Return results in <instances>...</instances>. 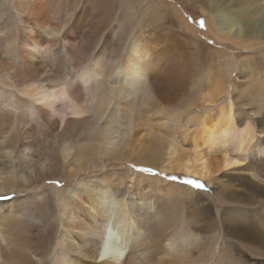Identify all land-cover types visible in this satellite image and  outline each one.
<instances>
[{"label":"bare ground","instance_id":"6f19581e","mask_svg":"<svg viewBox=\"0 0 264 264\" xmlns=\"http://www.w3.org/2000/svg\"><path fill=\"white\" fill-rule=\"evenodd\" d=\"M107 1L0 0V264H184L165 260L176 248L193 264H264V0H194L214 71L165 0H116L114 14ZM115 164L206 181L220 208L165 237L162 201L185 188L131 172L122 195L99 174ZM90 173L53 212L27 210L54 194L45 181Z\"/></svg>","mask_w":264,"mask_h":264},{"label":"rangeland","instance_id":"374dc122","mask_svg":"<svg viewBox=\"0 0 264 264\" xmlns=\"http://www.w3.org/2000/svg\"><path fill=\"white\" fill-rule=\"evenodd\" d=\"M107 6L108 8L106 10H109L110 7V11L112 14L117 13L121 8H119V3L116 0H108L107 1ZM165 2L170 6H172L173 8H175V10H177V12L182 13V15L187 18V20L189 21V23L191 24V26L194 29V32L196 33V40L198 41V43L200 45H202L201 47H199L198 49L200 50L201 48H205L206 51H210L209 52H205L204 50L203 53L201 52V55L199 56V61L201 62V70L202 71H214L217 66H214L213 60L212 58L208 61L203 60L202 59L207 56L209 54L214 55L215 58V54L212 50H214V47H212L213 43H214V39L213 37H211L208 34V31L205 28V22H204V17L202 15V13L200 12V9L198 7V5L200 4L199 1H194V0H165ZM93 12V10H92ZM91 12L88 13V17H90ZM92 16V15H91ZM101 18L102 21H104V25H109V24H114L115 22L112 23V17L111 15L108 17V12L107 15L104 16H99ZM98 17V18H99ZM103 17V18H102ZM109 18V19H108ZM144 20L146 21L144 24H146L149 20H150V14H147L144 17ZM170 23H168L167 25L169 27H172L173 30H178L177 26L174 24L169 25ZM241 59V56L240 58ZM212 63V64H211ZM180 116L176 115L175 118L171 119L169 122H165V127H163L162 129L164 130H169L170 129H174L176 128V126L178 125V119ZM183 116H181L179 119H181ZM176 120V121H174ZM0 122L1 123H5V119L0 118ZM172 123V124H171ZM145 140L140 141V143H144ZM137 147H135L136 149ZM128 167H130L128 164H124V165H111L107 167H103L101 172L99 174L110 172L111 174L114 173L115 175H118L119 178H121L120 181L121 185L119 186L120 188V193L122 195H126L127 191H128V179L131 177V175H133V182L136 179H139V176H141L142 181L143 182H150L152 185H154L152 182L156 181L157 179L163 181L166 183V185H179L183 188H185L184 190H181L180 194L178 196H173L170 199H163L162 203L164 202L165 206L167 207V209L165 210L166 214H168V218L169 221H174V226L169 228L167 230V233H165V237L169 236L171 234V232L175 229H179L180 225H183L184 227L189 226L191 229H193V226L196 223H201L203 218L207 217L212 212L218 210L220 208V204L218 202V200L216 198H214L213 196V186L211 184H208L206 181H202L199 180L197 178H193V177H188L185 176L183 174H179L177 172H172V171H167V170H160L158 168H153V167H147V166H141V165H137V164H132L131 165V172L132 174L130 175L131 172H128ZM107 168V169H106ZM141 169H147L149 171H140ZM129 174V175H128ZM94 175H96V173H90L89 174H83L82 178L76 176L74 177L69 183H65L64 181L61 180H47L43 183V191L46 192V194H52L50 191V189L55 188V192H53V195H50L49 200L45 203V205H42L38 203H27L26 204V208L28 211H33L35 214H38L40 216H44L42 213L45 212V210L47 208H49L52 212L55 209V201H56V197H57V193L59 189H65V188H70L74 185V183L76 181H78V179H88V178H92ZM89 176V177H88ZM117 177V176H116ZM197 179V180H196ZM187 180H192V181H196L200 184L203 185L202 189H197L192 187L191 185H187L184 183V181ZM186 188L191 189L193 191H197L200 194L199 195H195L194 193H189ZM206 194V195H205ZM208 194V196H207ZM13 196V195H12ZM211 198V199H210ZM11 199V194H1L0 195V201L1 200H10ZM210 199V208L209 210L205 208V204L209 201ZM197 201L199 203H197ZM202 204H204L202 206ZM202 206V207H201ZM31 207V208H29ZM201 210V211H200ZM206 211V212H205ZM203 212V213H202ZM51 214V213H50ZM205 214V215H204ZM199 216V217H198ZM51 218V217H50ZM181 220H183L184 224H181ZM186 224V226H185ZM176 256H168L165 257V260L167 261H171L173 259L176 258H180L184 264H193V261H195L196 259V255H195V250L192 248L190 250H192V252H190V250H188L187 252H183L181 251L179 248H176ZM43 251H45V254L48 251V248L45 246L42 248ZM50 250V249H49ZM48 254V253H47ZM164 255V253H163ZM163 255H161V257H163ZM180 255V256H179ZM194 256V258H193ZM186 257V258H185ZM185 258V259H183ZM204 264H211L210 262H205Z\"/></svg>","mask_w":264,"mask_h":264},{"label":"snow or ice","instance_id":"6c2138e0","mask_svg":"<svg viewBox=\"0 0 264 264\" xmlns=\"http://www.w3.org/2000/svg\"><path fill=\"white\" fill-rule=\"evenodd\" d=\"M140 171H149L147 169H141ZM185 184L187 185H191L192 187L194 188H197V189H202L203 188V185L196 182V181H192V180H187V181H184Z\"/></svg>","mask_w":264,"mask_h":264}]
</instances>
